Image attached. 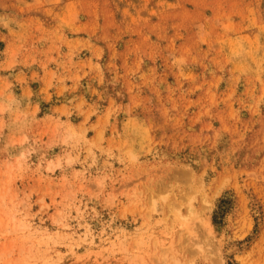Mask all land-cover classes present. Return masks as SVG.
Wrapping results in <instances>:
<instances>
[{"label":"rangeland","instance_id":"374dc122","mask_svg":"<svg viewBox=\"0 0 264 264\" xmlns=\"http://www.w3.org/2000/svg\"><path fill=\"white\" fill-rule=\"evenodd\" d=\"M0 264H264V0H0Z\"/></svg>","mask_w":264,"mask_h":264},{"label":"bare ground","instance_id":"6f19581e","mask_svg":"<svg viewBox=\"0 0 264 264\" xmlns=\"http://www.w3.org/2000/svg\"><path fill=\"white\" fill-rule=\"evenodd\" d=\"M187 215H188V214H187ZM187 215H186V216H187ZM186 216H185V217H186ZM187 217H188V216H187ZM185 223H186V222H185ZM186 235H187V234H186ZM186 237H187L186 239H188V236H186Z\"/></svg>","mask_w":264,"mask_h":264}]
</instances>
